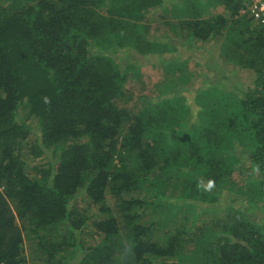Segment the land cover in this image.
<instances>
[{
  "label": "trees",
  "instance_id": "16d2710c",
  "mask_svg": "<svg viewBox=\"0 0 264 264\" xmlns=\"http://www.w3.org/2000/svg\"><path fill=\"white\" fill-rule=\"evenodd\" d=\"M250 2L181 0L165 15V40L223 37L221 56L255 73L252 88L210 84L194 105L170 92L191 75L178 61L152 95L118 56L177 50L149 32L169 0H0V264H28L23 227L35 264H264V222L249 218L264 207V23L242 12Z\"/></svg>",
  "mask_w": 264,
  "mask_h": 264
},
{
  "label": "rangeland",
  "instance_id": "374dc122",
  "mask_svg": "<svg viewBox=\"0 0 264 264\" xmlns=\"http://www.w3.org/2000/svg\"><path fill=\"white\" fill-rule=\"evenodd\" d=\"M181 0H169V4L166 5L169 9V11L165 12L164 9H160L157 12L152 11L149 14L148 22L149 24V32L150 35L153 37H157L159 39H163L162 42L166 41L168 43H173V45L177 46V50L168 52V54L158 55V54H150V55H139L134 54L135 52H125V55L123 54V51L119 52V57L126 58L125 59H131L134 60V62L138 63L140 65V72L141 77H139V80H133L129 86L135 85V91L141 92V93H150L154 95L158 92V89L156 91V85L159 81L163 79L164 71H165V60H176L178 61V67L181 66V68L175 70V75L178 77L183 76V72H188L191 74L187 79L188 81L186 83L179 82V85L173 90L170 88V92L177 91L179 88L180 94L187 97V100L195 105L194 102V96L196 92H198L199 89H203L207 85L210 84H217L220 86H224L228 88L229 90H241L246 91L254 86V79H255V73L252 69L249 68H238L236 65H234L232 62H229L225 57L221 56L220 51L222 48V38H212L210 41L207 42H194L190 46L184 45L179 38H167L168 40H165V34H164V19L165 15L166 17H169L170 9L174 7V5ZM220 10V9H219ZM172 19H174L172 17ZM161 27V28H160ZM129 53V54H127ZM171 94V93H170ZM169 96V95H168ZM194 102V103H193ZM192 106V105H191ZM25 110V109H24ZM24 110L21 109V114H25ZM193 113L195 111V108L192 106ZM26 115V114H25ZM28 123L31 125H34V122H30L28 120ZM34 130H38L35 126H33V133ZM26 158L29 157V161L31 163H36L38 161V158H32V154L28 149L25 152ZM42 160L40 161L41 164H46V158L45 154L41 156ZM55 161V158L52 159ZM244 164V163H243ZM246 176V173L237 172L235 173L234 177L237 181L240 183L243 182V178ZM82 193L79 196V199H84L85 194ZM226 197L224 200L225 204H230L231 199L235 197L234 194H230L229 192L226 193ZM244 197L239 198L236 201L237 206L241 207L243 210L252 211L251 207H249L251 204L247 203ZM86 201L83 202L84 206L86 205ZM253 206V205H251ZM255 209H253L254 214L250 215L249 218L252 220V218L256 221L264 222V207L262 206V203L259 202L258 205L253 206ZM81 210H84L82 207ZM96 207H93L92 209H89L86 211L87 214H96ZM251 213V212H250ZM215 217V215H214ZM210 218H213V215L211 214H204L202 215L201 221L204 225V229L209 233V227H205V222L208 221ZM22 220L18 219V223L23 227ZM90 228V227H89ZM24 235H25V248H26V254L28 258V264H35L40 262L41 260V252H36L35 248L37 246L38 237L36 234L29 231V229H26L23 227ZM214 230H216V227H214ZM68 229L65 228L63 224L58 225L56 231H54L52 236L59 235L60 238L58 240L64 241V236H67ZM216 232V231H215ZM42 234L44 236L47 235L44 230H42ZM89 242H93V239L90 237H87ZM65 243V241H64ZM68 249V250H67ZM68 251H71V247H66L64 249L63 254H66ZM43 252V251H42ZM62 254V255H63ZM51 263L46 264H61L60 256L55 258ZM174 262L176 259H172ZM46 262V258L44 260ZM176 263V262H175Z\"/></svg>",
  "mask_w": 264,
  "mask_h": 264
},
{
  "label": "built area",
  "instance_id": "2783aa9c",
  "mask_svg": "<svg viewBox=\"0 0 264 264\" xmlns=\"http://www.w3.org/2000/svg\"><path fill=\"white\" fill-rule=\"evenodd\" d=\"M247 13L248 16L252 17L255 21L264 23V0H251L248 8L242 11Z\"/></svg>",
  "mask_w": 264,
  "mask_h": 264
},
{
  "label": "clouds",
  "instance_id": "9594fccd",
  "mask_svg": "<svg viewBox=\"0 0 264 264\" xmlns=\"http://www.w3.org/2000/svg\"><path fill=\"white\" fill-rule=\"evenodd\" d=\"M252 18V17H251ZM255 21V20H254ZM256 172H259V167L257 166V168L255 169ZM214 181H209V184H208V189L206 190H210L213 186H214Z\"/></svg>",
  "mask_w": 264,
  "mask_h": 264
}]
</instances>
